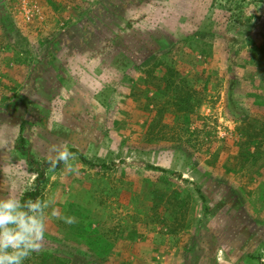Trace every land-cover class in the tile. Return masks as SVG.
I'll list each match as a JSON object with an SVG mask.
<instances>
[{"label":"rangeland","instance_id":"374dc122","mask_svg":"<svg viewBox=\"0 0 264 264\" xmlns=\"http://www.w3.org/2000/svg\"><path fill=\"white\" fill-rule=\"evenodd\" d=\"M38 181L23 264H264V0H0V198Z\"/></svg>","mask_w":264,"mask_h":264},{"label":"clouds","instance_id":"9594fccd","mask_svg":"<svg viewBox=\"0 0 264 264\" xmlns=\"http://www.w3.org/2000/svg\"><path fill=\"white\" fill-rule=\"evenodd\" d=\"M75 153L69 151L66 143L53 144L49 147L46 158L50 170L58 165H64L68 173H78V168L72 163ZM8 190L6 184H0V191ZM52 200H35L29 198L23 202L8 194L0 198V264H23L33 253L40 250L45 234L46 210ZM55 216L56 212L53 211ZM66 224H75L73 216L59 217Z\"/></svg>","mask_w":264,"mask_h":264},{"label":"trees","instance_id":"16d2710c","mask_svg":"<svg viewBox=\"0 0 264 264\" xmlns=\"http://www.w3.org/2000/svg\"><path fill=\"white\" fill-rule=\"evenodd\" d=\"M2 19L5 20L6 22L4 26L6 27L5 29L7 30L8 35L19 38L20 34L18 33V29L16 25L10 19L8 21H6L7 19H5L4 17ZM39 187H40V181L37 182L36 188L34 190L27 191L22 195L20 199L21 202L29 198L35 200L37 197H39L40 196Z\"/></svg>","mask_w":264,"mask_h":264}]
</instances>
